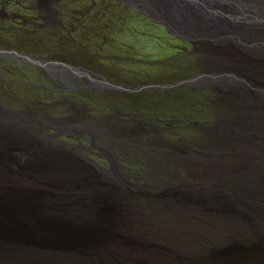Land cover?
Returning a JSON list of instances; mask_svg holds the SVG:
<instances>
[{"label":"bare ground","instance_id":"1","mask_svg":"<svg viewBox=\"0 0 264 264\" xmlns=\"http://www.w3.org/2000/svg\"><path fill=\"white\" fill-rule=\"evenodd\" d=\"M254 13L190 12L216 116L185 143L142 142L141 182L117 153L139 143L134 123L0 111V264H264V0ZM49 128L90 137L111 164Z\"/></svg>","mask_w":264,"mask_h":264},{"label":"rangeland","instance_id":"2","mask_svg":"<svg viewBox=\"0 0 264 264\" xmlns=\"http://www.w3.org/2000/svg\"><path fill=\"white\" fill-rule=\"evenodd\" d=\"M60 12L63 13L64 22L72 24L68 31L63 30L60 33L55 29V32L52 33L48 46L51 45L55 50L53 57H61L62 51L69 49V51L82 55V63L113 64L121 75L126 76V73L131 75L129 80L135 87L148 84L162 87L105 92L101 93L103 97H89L90 99H86L84 96L85 101L93 104L85 101L79 103L76 99L80 98L76 96L75 100L72 98L74 101H71L68 96L67 98H65L66 96L47 98L48 93L45 91H42V95L46 98L10 101L12 96L16 98L18 96L9 93V99L8 97L7 99L10 102H0V111L32 112L33 109L34 111L39 109L40 113L47 112L52 117L64 118L74 112L76 105H81L76 108L83 111L87 108L85 112L93 118L102 121L110 120L116 124L117 122L134 123L138 131L136 134L139 137V143L131 140L126 145L127 150L119 148L117 153L124 151L125 154L121 155L120 162L126 171L134 174L135 179L139 182L143 181L138 177L141 167L146 162L143 157V149L140 148L142 142L156 138L158 135V137L165 136L169 138V141L175 140L176 143L182 144L191 138L193 140V138L200 137L203 127L212 126L218 103L216 102L217 93L214 92L211 82L206 79V76L201 81L195 80L197 81L195 83L185 82L192 76L205 73L201 61L202 54L197 49V43L176 39L159 23H152L135 8L116 0H65ZM135 28L139 32L136 38L145 37L147 34L146 38L135 41L128 37L129 31ZM109 42L114 46V49L117 48V56L124 57L105 60L106 55L109 54L108 49L112 48L108 47V44L106 45ZM135 44L140 48H138L139 56L133 53ZM62 47L64 48L62 49ZM112 56L114 57V55ZM148 60H150L149 63ZM0 65L2 66L0 70L3 71V74L0 75V84L9 87L8 83L13 81L12 77L14 76L23 77L27 83V72H18L17 69L14 71L12 68L15 65L13 64L0 63ZM91 66L99 69L101 65ZM31 70L29 73L32 72L34 77L40 80L45 79L42 70ZM5 73H7V80L4 77ZM169 82L181 84L168 87L166 85ZM26 83L23 82V84ZM45 131L61 134L62 136L60 135L59 138L61 137L63 142L66 140L67 143L76 145L78 141V145L86 148V151L83 149L82 151L88 152L99 165L109 167L111 164L109 157H106L105 150L100 146H94V143L85 140V137H82L78 132H62L56 128H49ZM78 135L80 137H77ZM88 142L89 144H87Z\"/></svg>","mask_w":264,"mask_h":264},{"label":"flooded vegetation","instance_id":"3","mask_svg":"<svg viewBox=\"0 0 264 264\" xmlns=\"http://www.w3.org/2000/svg\"><path fill=\"white\" fill-rule=\"evenodd\" d=\"M64 2L65 0H0V63L13 64L14 71L17 69L18 72L28 73L27 83L23 77L14 76L13 81L8 83L9 87L0 84V102L42 99L46 98L42 95V91H45L48 93L47 98L68 96L74 101L76 96L80 98L76 99L77 102L84 103V96L88 99L103 97L101 93L105 92L132 90L113 86L119 84L127 87L132 84L129 80L131 75L127 73L126 76L121 75L113 64L103 65L97 62L83 64L82 55L69 49L63 50L61 57L52 56L55 50L51 45L48 46L52 33L55 29L60 33L63 30L68 31L72 24L65 23L63 13L60 12ZM138 34L135 28L129 31L127 36L132 39H143L147 36L140 34L142 37L136 38ZM107 44L112 48L108 49L109 54L105 60L124 57L117 56V48L114 49L111 42ZM94 64L101 66L96 69L98 67L91 66ZM31 69L42 70L45 79L34 77L32 72L29 73ZM2 72L0 70V75ZM4 77L7 80V73ZM9 93L18 97L12 96V99H9ZM85 102L91 103L87 100ZM79 106L81 105H76L75 108ZM89 140L93 143L90 137Z\"/></svg>","mask_w":264,"mask_h":264},{"label":"water","instance_id":"4","mask_svg":"<svg viewBox=\"0 0 264 264\" xmlns=\"http://www.w3.org/2000/svg\"><path fill=\"white\" fill-rule=\"evenodd\" d=\"M120 3H125L130 7L138 10L142 15L147 16L153 22L160 23L164 26L165 30L176 37L177 39L192 41L203 38L201 29L198 28L200 21L202 20L199 16L190 14L197 10L199 15L201 14L206 18H226V20H233L235 22H241L245 24L247 19L255 16V11L259 6L261 0H116ZM224 7L232 9L236 16H229L224 10ZM190 25H193L196 33L190 29ZM183 26V28H182ZM38 61V60H37ZM205 73H201L192 76L185 80V82H197L195 80H203ZM181 83L169 82L166 86H177ZM116 88L125 87L126 89H148V88H159L157 85H113ZM160 86V85H159ZM17 112V111H15Z\"/></svg>","mask_w":264,"mask_h":264},{"label":"trees","instance_id":"5","mask_svg":"<svg viewBox=\"0 0 264 264\" xmlns=\"http://www.w3.org/2000/svg\"><path fill=\"white\" fill-rule=\"evenodd\" d=\"M147 19H148V18H147ZM148 20H149V19H148ZM132 40H133V39H132ZM134 40L137 41L136 39H134ZM135 45H136V44H135ZM138 48H139V47L136 45V46H135V49H134V51H133V53H135V55H136V54H140V53L138 52ZM139 49H140V48H139ZM142 54H143V51H142ZM198 55H200V54H198Z\"/></svg>","mask_w":264,"mask_h":264}]
</instances>
